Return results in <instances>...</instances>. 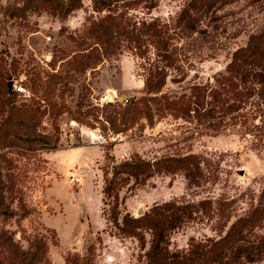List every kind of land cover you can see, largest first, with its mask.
<instances>
[{
	"label": "rangeland",
	"instance_id": "rangeland-1",
	"mask_svg": "<svg viewBox=\"0 0 264 264\" xmlns=\"http://www.w3.org/2000/svg\"><path fill=\"white\" fill-rule=\"evenodd\" d=\"M81 1L62 16L25 0H0V235L14 242L0 245V264H17V254L23 264H151V232L138 229L140 242L121 228H128L125 217L158 206L181 211L183 221L170 234L172 252L225 237L239 218L264 206L258 97L244 105L230 94L228 111L214 104L207 117L166 114L149 125L142 114L117 131L124 126L107 116L144 96L148 58L157 65L163 58L149 41L134 48L125 37L104 54L86 31L106 12ZM191 1L115 8L132 24L168 26L175 53L163 88L169 95L214 83L233 54L264 30V0H206L194 10ZM186 8L193 17L188 27L180 23ZM47 143L56 147H41ZM136 154L151 161L189 155L193 171L131 179L117 199H105V172ZM256 222L218 261L205 263L264 264V215Z\"/></svg>",
	"mask_w": 264,
	"mask_h": 264
},
{
	"label": "trees",
	"instance_id": "trees-1",
	"mask_svg": "<svg viewBox=\"0 0 264 264\" xmlns=\"http://www.w3.org/2000/svg\"><path fill=\"white\" fill-rule=\"evenodd\" d=\"M30 5L45 7L62 16H68L72 11L81 8V0H25ZM145 0H93L94 8L98 13L106 12L98 18L97 22H92L87 28V34L93 38V45L104 47V54L111 53L110 47L114 44L115 38L119 41L124 37L134 48H139L146 42H150L158 51L156 55L163 58L161 65L149 62L145 68L147 78L144 86V96L135 99L130 103V107L124 109L121 114L107 116L113 126L119 121L124 128H116L117 131L128 130L138 120L140 115H144L146 120L153 124L155 116L161 117L166 114H173L175 117H190L191 114H204L207 117L213 112V105L219 106L228 111L230 105L229 95H233L236 101L247 104L249 99L255 95L260 104L264 107V30L251 37L250 43L238 49L228 64L226 70L219 74V78L214 79L212 84H194L190 86L188 93L179 95H169L163 92L168 76V68L175 61V53L170 50V37L168 27L164 24V30L157 28L155 22L139 21L131 23V19L125 17L124 13L116 14V6L121 4L127 10L139 7ZM198 6H197V4ZM206 0H192L190 9L194 10L204 7ZM196 5V6H195ZM190 9H184L180 18V23L186 27L192 23ZM117 41V42H118ZM138 57L146 58L147 54L140 50ZM165 62V63H164ZM261 109V108H260ZM130 111L132 114H125ZM262 111V109L260 110ZM264 113V112H263ZM99 122V120H97ZM47 142V141H46ZM45 142V143H46ZM49 145L55 148V144H42L41 147ZM194 157L189 155L175 158L167 157L154 161L145 160L138 154L129 160L115 164L112 169L105 172L104 195L106 198L117 199L119 192L131 179H138L156 172L174 173L179 170L185 172L191 169ZM176 208V207H175ZM156 207L139 218L127 216L123 223L128 228H121L130 236L137 237L143 242L144 236L138 229H146L151 232L152 240L146 256L151 264H206L205 262H216L223 255L224 251L235 242L243 230L254 226L257 219L264 215V206L256 207L246 217L239 218L231 227L225 237L216 242L206 245L201 244L191 248L184 253L172 252L170 250V234L182 223L181 211L177 208ZM0 245H12L13 239L1 237ZM17 254V253H16ZM25 259L17 254L16 263L23 264Z\"/></svg>",
	"mask_w": 264,
	"mask_h": 264
},
{
	"label": "water",
	"instance_id": "water-1",
	"mask_svg": "<svg viewBox=\"0 0 264 264\" xmlns=\"http://www.w3.org/2000/svg\"><path fill=\"white\" fill-rule=\"evenodd\" d=\"M142 213H143V210L141 209L139 210L138 215H142Z\"/></svg>",
	"mask_w": 264,
	"mask_h": 264
},
{
	"label": "built area",
	"instance_id": "built-area-1",
	"mask_svg": "<svg viewBox=\"0 0 264 264\" xmlns=\"http://www.w3.org/2000/svg\"><path fill=\"white\" fill-rule=\"evenodd\" d=\"M126 103L128 102V100H124ZM124 103V102H123Z\"/></svg>",
	"mask_w": 264,
	"mask_h": 264
}]
</instances>
